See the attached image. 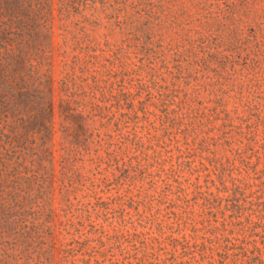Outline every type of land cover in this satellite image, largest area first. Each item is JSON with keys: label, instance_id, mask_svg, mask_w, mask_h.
<instances>
[{"label": "rangeland", "instance_id": "1", "mask_svg": "<svg viewBox=\"0 0 264 264\" xmlns=\"http://www.w3.org/2000/svg\"><path fill=\"white\" fill-rule=\"evenodd\" d=\"M66 1L52 47V264H225L191 185L264 168V0ZM151 75L169 89L142 87ZM176 89L199 117L172 129L165 97ZM65 106L84 117L79 141L64 131ZM175 136L209 168L183 185Z\"/></svg>", "mask_w": 264, "mask_h": 264}, {"label": "trees", "instance_id": "2", "mask_svg": "<svg viewBox=\"0 0 264 264\" xmlns=\"http://www.w3.org/2000/svg\"><path fill=\"white\" fill-rule=\"evenodd\" d=\"M55 8L56 0H0V264H52L57 250L52 73ZM60 14L64 20L68 18L66 0ZM151 76L149 84L140 81L142 87L169 89ZM181 92L176 89L165 97L163 123L171 121L172 129L199 117L193 109L184 112ZM129 96L124 93L118 98ZM64 112L65 133L72 132L79 141L85 131L83 115H73L68 106ZM170 140L179 153L173 168L180 184L190 181L185 173L209 172L203 157L200 168L185 156L191 154L189 143L183 149L177 136ZM257 166L246 163L244 170L232 169L228 175L221 172L218 180L211 179L209 172L206 185H191L196 195L199 193L203 212L215 217V225L208 226L210 249L217 250L225 264H264V168L258 170ZM191 215L184 211L180 217L194 222Z\"/></svg>", "mask_w": 264, "mask_h": 264}]
</instances>
